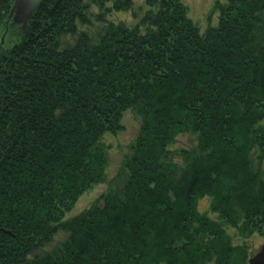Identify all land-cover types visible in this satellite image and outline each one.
<instances>
[{"label":"trees","instance_id":"16d2710c","mask_svg":"<svg viewBox=\"0 0 264 264\" xmlns=\"http://www.w3.org/2000/svg\"><path fill=\"white\" fill-rule=\"evenodd\" d=\"M13 2L0 0V264H249L226 226L264 238V0L216 1L204 31L182 0H145L135 24L92 35L78 30L92 4L104 20L133 0H41L25 26ZM128 109L139 128L118 184L67 217L105 180L103 137ZM183 133L194 144L172 150Z\"/></svg>","mask_w":264,"mask_h":264},{"label":"rangeland","instance_id":"374dc122","mask_svg":"<svg viewBox=\"0 0 264 264\" xmlns=\"http://www.w3.org/2000/svg\"><path fill=\"white\" fill-rule=\"evenodd\" d=\"M183 3L188 7V15L191 17L198 27H200L201 31H204L208 25V19L210 18L211 24H216L218 20V10L214 8V4L216 1L222 2L224 0H182ZM145 0H133V10H115L105 12L104 20H99L96 17V14L101 12V10L94 4L89 8L90 10V23H81L78 25V30H85L90 35L96 34L97 31H100L103 25L108 23L109 20L114 22L126 21L128 24H135L143 15L145 11ZM75 35H64L61 38V43L63 44H71L75 40ZM122 122L124 124V129L118 131L117 134L107 133L104 135L103 139L108 146V166L106 168V177L105 180L100 182L97 185L89 188L85 191L81 196H79L78 200L74 204L73 208H71L66 216H72L79 213L80 210L84 208H88L92 202H94L99 196L105 191L111 184L117 185L119 180L116 177L117 170L121 164L122 156L129 152V144L135 139V135L138 131L139 126V116L135 114V112L131 109H128L123 114ZM194 144L193 136L187 133H183L181 135H177V138L174 143L170 146L172 150H178L183 147H190ZM177 160H180V157L177 153H174ZM264 164V162H263ZM209 201L210 199L207 197L200 198L198 201L199 210L206 211L212 217H215V213L209 210ZM226 229L229 233L233 235L232 241L234 243L246 242L248 245V249L250 251V256L253 255L261 245L264 243V238H262L257 233L252 234V236L248 238H243L236 235V230L231 226H226ZM64 232L59 231L55 236L54 240L48 247L52 244L58 243L62 240ZM47 247V248H48ZM212 264V263H210Z\"/></svg>","mask_w":264,"mask_h":264},{"label":"water","instance_id":"95a60500","mask_svg":"<svg viewBox=\"0 0 264 264\" xmlns=\"http://www.w3.org/2000/svg\"><path fill=\"white\" fill-rule=\"evenodd\" d=\"M41 0H14L9 14L15 21L21 22L25 26L27 20L31 18ZM249 264H264V243L259 250L248 257Z\"/></svg>","mask_w":264,"mask_h":264}]
</instances>
